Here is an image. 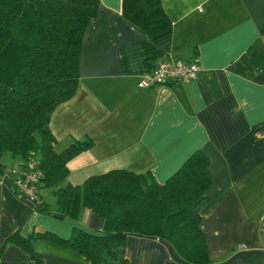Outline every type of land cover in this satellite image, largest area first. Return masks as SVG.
I'll return each instance as SVG.
<instances>
[{
    "label": "crops",
    "instance_id": "obj_1",
    "mask_svg": "<svg viewBox=\"0 0 264 264\" xmlns=\"http://www.w3.org/2000/svg\"><path fill=\"white\" fill-rule=\"evenodd\" d=\"M100 2L84 35L78 91L51 121L58 152L94 142L70 161L68 181L124 168L164 182L202 150L213 177L202 211L210 264H264V0H161L172 24L152 36L123 15V0ZM167 57L196 60L198 77L141 88V75ZM41 192L54 208L53 190ZM103 225L90 208L78 220L39 213L0 178V248L17 231L68 238ZM32 245L43 264H89L52 240ZM125 255L128 264H189L167 240L136 233L126 236ZM0 264L36 261L8 244Z\"/></svg>",
    "mask_w": 264,
    "mask_h": 264
},
{
    "label": "trees",
    "instance_id": "obj_2",
    "mask_svg": "<svg viewBox=\"0 0 264 264\" xmlns=\"http://www.w3.org/2000/svg\"><path fill=\"white\" fill-rule=\"evenodd\" d=\"M100 5V0H0V178L8 166L4 153L11 154L13 165L34 157L43 172L40 194L31 200L37 212L78 220L90 208L104 219L101 230L74 228L68 238L17 231L0 253L14 244L43 264L32 242L47 239L84 255L89 264H128L126 236L136 233L167 240L189 264H210L202 211L213 177L202 150L164 182L152 171L124 168L90 175L79 184L68 181L70 161L94 142L75 140L58 152L51 121L78 91L84 35ZM122 11L148 36L172 24L161 0H123ZM44 188L53 190L54 208L43 199Z\"/></svg>",
    "mask_w": 264,
    "mask_h": 264
},
{
    "label": "built area",
    "instance_id": "obj_3",
    "mask_svg": "<svg viewBox=\"0 0 264 264\" xmlns=\"http://www.w3.org/2000/svg\"><path fill=\"white\" fill-rule=\"evenodd\" d=\"M199 63L194 61L179 62L171 58L161 59L155 67L146 70L140 77L141 88H153L167 83L190 82L198 77ZM34 157L5 168L2 178L10 179L16 192L29 200H36L40 194L43 177Z\"/></svg>",
    "mask_w": 264,
    "mask_h": 264
},
{
    "label": "rangeland",
    "instance_id": "obj_4",
    "mask_svg": "<svg viewBox=\"0 0 264 264\" xmlns=\"http://www.w3.org/2000/svg\"><path fill=\"white\" fill-rule=\"evenodd\" d=\"M2 160L6 164H10L12 162L11 154L9 152L4 153ZM50 192V189H48L46 192Z\"/></svg>",
    "mask_w": 264,
    "mask_h": 264
}]
</instances>
